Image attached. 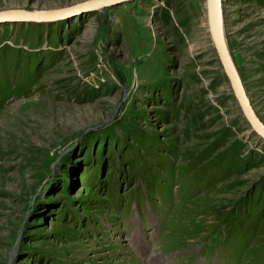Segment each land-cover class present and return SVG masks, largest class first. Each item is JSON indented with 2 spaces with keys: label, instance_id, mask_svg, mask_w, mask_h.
I'll return each instance as SVG.
<instances>
[{
  "label": "rangeland",
  "instance_id": "1",
  "mask_svg": "<svg viewBox=\"0 0 264 264\" xmlns=\"http://www.w3.org/2000/svg\"><path fill=\"white\" fill-rule=\"evenodd\" d=\"M221 10L264 123V0ZM80 13L0 24V264H264V141L229 88L205 0Z\"/></svg>",
  "mask_w": 264,
  "mask_h": 264
},
{
  "label": "water",
  "instance_id": "2",
  "mask_svg": "<svg viewBox=\"0 0 264 264\" xmlns=\"http://www.w3.org/2000/svg\"><path fill=\"white\" fill-rule=\"evenodd\" d=\"M98 1H100L99 4H96L95 0H85L76 4L72 8L70 6H67L55 9L39 10L37 13H33L34 11L28 9H6L0 12V21H52L54 19L57 20V18L61 19L67 17L70 14H73L76 10L78 12L94 11L129 0ZM205 1L208 33L212 45L215 48V52L222 71L228 82L229 88L232 91L233 97L250 130L253 131L258 138L264 141V123L259 119L250 102L248 93L244 87L238 69L234 61L232 60L226 40L224 38L222 27V10L219 4V0Z\"/></svg>",
  "mask_w": 264,
  "mask_h": 264
},
{
  "label": "bare ground",
  "instance_id": "3",
  "mask_svg": "<svg viewBox=\"0 0 264 264\" xmlns=\"http://www.w3.org/2000/svg\"><path fill=\"white\" fill-rule=\"evenodd\" d=\"M96 2V4H99L100 3V1H98V0H95ZM205 4H206V1H205ZM219 4H220V7H221V0H219ZM76 5V4H75ZM75 5H72V6H70L71 8L73 7V6H75ZM68 9H70V8H68ZM67 11H69V10H67ZM0 12H2V11H0ZM38 11H34L33 13H37ZM82 13V12H81ZM80 12H78L77 10L73 13V14H71L70 16L72 17V16H75V15H77V14H81ZM205 13H206V5H205ZM64 18H66V17H64ZM61 19H63V18H61ZM57 20H58V18H57ZM54 21H56L55 19H54ZM4 22H7V20L6 21H4V20H1L0 21V24L1 23H4ZM40 22V21H39ZM36 23H38V22H36ZM232 92V91H231ZM233 94V93H232Z\"/></svg>",
  "mask_w": 264,
  "mask_h": 264
}]
</instances>
